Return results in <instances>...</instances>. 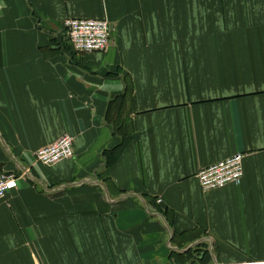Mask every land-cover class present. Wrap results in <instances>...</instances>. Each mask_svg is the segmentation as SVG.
<instances>
[{"label": "crops", "instance_id": "crops-1", "mask_svg": "<svg viewBox=\"0 0 264 264\" xmlns=\"http://www.w3.org/2000/svg\"><path fill=\"white\" fill-rule=\"evenodd\" d=\"M67 19L108 22V48L76 54ZM65 135L71 160L36 161ZM6 174L0 264H264V0H0Z\"/></svg>", "mask_w": 264, "mask_h": 264}, {"label": "built area", "instance_id": "built-area-1", "mask_svg": "<svg viewBox=\"0 0 264 264\" xmlns=\"http://www.w3.org/2000/svg\"><path fill=\"white\" fill-rule=\"evenodd\" d=\"M66 37L76 54L104 52L110 43V25L104 20L67 19L64 21ZM74 143L71 136L60 137L52 144L41 148L35 154L38 163L54 166L71 160ZM243 176V155L237 154L223 161L199 170L196 175L203 192L222 189L238 184ZM14 177H0V200L13 185Z\"/></svg>", "mask_w": 264, "mask_h": 264}, {"label": "trees", "instance_id": "trees-1", "mask_svg": "<svg viewBox=\"0 0 264 264\" xmlns=\"http://www.w3.org/2000/svg\"><path fill=\"white\" fill-rule=\"evenodd\" d=\"M125 141V140H124ZM124 143V142H123ZM123 143H121V144H119L118 146H117V148H116V150H120V148H122L123 146H124V144ZM178 247L180 248V247H183V246H186L188 243H190V242H192V241H194V240H196V237L195 238H193L192 240L191 239H187V238H185V237H183V236H181V237H179L178 238ZM200 250V249H199ZM179 256V255H178ZM185 256H187V258L188 259H196L195 258V255L193 254V250H189L187 253H185ZM199 258H203L204 259V257H205V254L203 253V254H201L200 253V255L198 256ZM198 258V259H199ZM203 261V260H202ZM203 262H205V261H203Z\"/></svg>", "mask_w": 264, "mask_h": 264}, {"label": "rangeland", "instance_id": "rangeland-1", "mask_svg": "<svg viewBox=\"0 0 264 264\" xmlns=\"http://www.w3.org/2000/svg\"><path fill=\"white\" fill-rule=\"evenodd\" d=\"M197 238V237H196ZM194 241H196V240H194ZM190 250H193V254L195 255V258L196 259H198L199 257V255H200V253L202 254V251L201 250H199V249H197V247L196 246H194L193 248H190ZM194 260L193 262H196L197 260Z\"/></svg>", "mask_w": 264, "mask_h": 264}, {"label": "water", "instance_id": "water-1", "mask_svg": "<svg viewBox=\"0 0 264 264\" xmlns=\"http://www.w3.org/2000/svg\"><path fill=\"white\" fill-rule=\"evenodd\" d=\"M5 176H10V175L6 174Z\"/></svg>", "mask_w": 264, "mask_h": 264}]
</instances>
